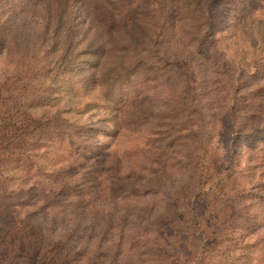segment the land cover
I'll return each instance as SVG.
<instances>
[{
    "label": "trees",
    "instance_id": "trees-1",
    "mask_svg": "<svg viewBox=\"0 0 264 264\" xmlns=\"http://www.w3.org/2000/svg\"><path fill=\"white\" fill-rule=\"evenodd\" d=\"M76 1L84 7L83 0H52L56 17H60L55 21H60L67 10L71 15ZM84 1L87 10L93 9L92 17L105 34L112 31L117 34L102 42H97L94 35L83 48L85 55L99 58V64L104 60L98 89L113 93L120 107L123 123L116 126L117 135L130 131L133 124H151L154 130L148 129L145 141L136 150L121 152L100 144L96 147L101 153L92 158L89 153L94 150L89 144L64 128V122L56 117L58 113L54 116L45 110L49 107L42 103L43 96L29 100L26 94L21 95L22 102H30V110L23 111L27 118L24 117L16 133H0V213H13L14 206L7 194L5 158L15 156L24 174L35 173L34 179L49 186L51 197H58L70 211L83 209L89 213L88 223L73 224L72 232L80 229L82 240L79 244L73 240L65 243L60 255L63 263L70 259L76 245H84V250L91 247L104 250L108 237L118 226L114 224L116 202L139 196L136 192L144 183L151 188L143 195L162 194L175 206L184 207L188 217L186 232L195 233L197 206L204 192H210L209 153L220 146L217 140L228 138L229 142L221 146L230 144L233 152L236 143L241 138L248 140L255 127L264 135V51L256 50L246 65H236L220 58L216 48L227 30L226 12L232 13L237 22H262L264 0ZM77 13L83 17L80 10ZM73 33L71 30L66 37L70 40V60L76 56L72 43L78 39L71 37ZM18 53L13 54L15 58L10 62L19 68L22 86L47 73L39 66L41 61L37 57L34 61L22 55L25 50ZM36 102L38 112L33 114ZM214 130L217 133L211 135ZM96 133L116 135L103 128ZM55 136L64 140L71 151L77 149L78 154L61 160L52 158L55 152L41 154L34 151L35 145L32 148L35 140L53 144L50 141ZM168 143L170 149L176 145L182 149L176 163L188 174V183L182 190L170 194L162 186L155 187L147 177V174L164 175L170 167L169 158L162 159L163 154L170 155L169 150L151 151L154 145L162 147ZM59 151L60 148L56 152ZM41 158L54 164L43 163ZM27 216L26 226L32 223V215ZM39 219L34 221L37 223ZM32 237L31 254L38 264L48 258L52 261L60 253L41 235Z\"/></svg>",
    "mask_w": 264,
    "mask_h": 264
},
{
    "label": "rangeland",
    "instance_id": "rangeland-1",
    "mask_svg": "<svg viewBox=\"0 0 264 264\" xmlns=\"http://www.w3.org/2000/svg\"><path fill=\"white\" fill-rule=\"evenodd\" d=\"M51 1L0 0V133H16L24 117L27 118L23 111L30 110V102H22V94L29 100L43 96L42 103L49 107L45 110L54 116L58 113L56 117L64 122L62 126L94 150L89 153L90 157L101 153L96 147L100 144L121 152L136 150L145 141L148 129L154 130V126L133 124L130 131L117 135L116 126L123 123L120 107L113 93L98 89L104 60L99 64V58L83 53L92 36L102 42L110 35L117 36L116 32L105 34L92 17L93 9H86L84 0L85 8L76 1L77 7L71 15L67 10L58 23L55 19L60 17H56ZM226 14L227 30L216 44L217 52L226 61L246 65L254 51H264V20L241 23L229 11ZM71 30L74 31L71 37L78 38L72 43L74 60H70V40H66ZM36 49L37 54L32 56ZM18 50L26 51L22 54L26 59L37 57L41 61L39 66L47 73L22 86L20 70L10 62ZM34 104L37 105L32 112L36 114L39 103ZM98 128L116 135L96 133ZM255 128L248 140L241 138L236 143L233 152L230 144L221 146L229 142L228 138L221 137L217 140L220 146L214 145V151L209 153L212 158L210 192H204L197 206L195 233L186 232L188 217L184 207L175 206L162 194L143 195L151 188L144 183L136 192L140 197L116 202L114 224L118 226L108 237L105 249L84 250V245H76L65 263L60 256L65 243L73 240L79 244L82 240L80 229L72 232L73 224L88 223L89 213L83 209L70 211L58 197H51L47 184L33 178L35 173L24 174L15 156L5 158L7 194L14 207L11 214L0 213V264H38L31 254V240L35 235L46 238L60 252L54 260L48 258L40 264H264V135ZM50 142L53 144L35 140L32 148L35 145L34 151L41 154L55 152L52 158L61 160L78 154L77 149L71 151L56 136ZM169 145H154L151 150H169L170 155L163 154L162 158L168 157L171 162L166 173L147 174L154 186H162L166 194L179 191L188 183V174L176 163L182 149L177 145L170 149ZM41 162L47 161L41 158ZM28 214L32 215V223L26 226ZM37 217L40 222L36 223Z\"/></svg>",
    "mask_w": 264,
    "mask_h": 264
}]
</instances>
